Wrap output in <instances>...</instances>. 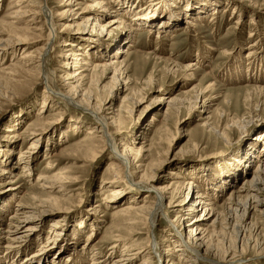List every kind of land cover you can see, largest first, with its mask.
<instances>
[{
	"label": "rangeland",
	"instance_id": "rangeland-1",
	"mask_svg": "<svg viewBox=\"0 0 264 264\" xmlns=\"http://www.w3.org/2000/svg\"><path fill=\"white\" fill-rule=\"evenodd\" d=\"M29 1L0 0V226L13 230L18 213L17 232L25 235L17 243L20 253L3 247L10 241L2 239L0 264L25 258L30 264H90L103 256L99 264H112L125 245L146 246L149 229L119 222L146 221L150 211L142 217L126 207H140L147 191L123 193L112 202L111 193L125 191L127 180L114 177L113 151L104 148L89 108L112 124L109 134L121 149L126 144L133 151L128 157L141 169L132 180L152 179L156 188L167 190L151 234L164 256L152 258L153 264H264V246H253L264 242V218L254 204L243 212L250 202L241 191L264 162V91L258 90L264 87V0H101V9L90 8L97 0H73L71 8L48 0L58 33L47 58V84L40 59L51 33ZM175 15L178 23L167 25ZM114 16L120 29L107 32ZM101 27L105 30L97 32ZM62 40L75 42L73 49L92 50L84 57L91 60L83 65L86 78L74 85L75 105L43 93L48 84L54 92H69L61 76L73 68L64 64L70 46L64 49ZM189 63L197 69L191 77L184 71ZM196 90L203 91L199 99ZM90 145L98 148L92 162L85 157L89 154H81ZM59 170L75 180L60 179L53 193L44 190L61 200L60 209L50 205L42 213L30 193L42 192L37 177ZM198 193H207L216 216L203 226L205 234L193 249L185 245L186 225L204 210L190 215L187 210ZM259 198L264 202V190ZM149 201L144 209L153 206ZM20 204L39 213L28 221L18 211ZM125 210L131 212L123 215ZM32 225V231L23 232ZM119 234L123 241L112 249L111 236ZM133 259L131 264H144L143 255Z\"/></svg>",
	"mask_w": 264,
	"mask_h": 264
},
{
	"label": "bare ground",
	"instance_id": "bare-ground-1",
	"mask_svg": "<svg viewBox=\"0 0 264 264\" xmlns=\"http://www.w3.org/2000/svg\"><path fill=\"white\" fill-rule=\"evenodd\" d=\"M60 1L63 2L62 4H65L66 3V5H69V7H70L71 4L73 5L75 3V1L73 2V0H60ZM29 4L32 7H35L37 9H39L41 11V13L45 16V19H46L47 24L49 26V31L51 33V37H50V39L48 40V42H47V44L45 46V52L44 53H41V59H40L41 67L43 69V71H42V73H43L42 74L43 75L42 76V80H43L44 83H46L47 82V76H49V75L46 76V74H47L46 73V69H47L46 68V66H47V58L51 55V53L53 51V48L55 47L56 38L54 37V35H57L56 33H58V32H56L57 30H56V26L54 24L53 14H52L51 10L48 7V0H30L29 1ZM103 5L104 4H103V2L101 0H97V1L93 2L92 6L90 8H93V9H101V8H104ZM69 11H70L71 15L74 17V19L80 18V16H77L76 13L73 14L74 9H69ZM103 11H106V9H103ZM18 12H19V10H17V12H15V15L16 16H18ZM174 17H169V21L167 22V25L175 26L178 23V20L179 19L177 18L176 15ZM94 18H95V20H97L100 17L98 15H96ZM120 21H121L120 18L114 16V18L110 19L108 25L106 26V29L108 28L106 31L108 32L109 29H110V31H112V30L113 31L114 30H119L120 27H118V26H120L119 25L120 24ZM75 22H76L75 20H72L71 19V26ZM7 24L9 26H11L13 23L12 22L11 23H8L7 22ZM236 24H240V21L236 22ZM61 30H62V28H61ZM61 30H59V31H61ZM104 30H105L104 27L103 28L101 27V28L98 29L97 32H99V33L101 32L102 33V31H104ZM96 34L98 35V33H94L93 35L96 36ZM13 37H14L13 39H15L19 43H21L23 41L22 39H19L18 38V35H15ZM62 43L63 44L61 46L64 47V49H66L67 47L70 46V49H68L67 53L64 55V58H65V63L64 64L67 67L69 66L70 68H73V72L67 73L66 75L64 74V75L61 76L63 82L65 81V83L68 84V89L70 88L69 89V92L67 94H63L60 91L54 92L52 90V88L48 84V85H45V89H44V92L43 93H44L45 97H47L49 95V97L59 98V99H61L62 101H64L65 103H67L69 105H75V101H74L73 98H75V96L77 97V94L78 93H76V90H73V89H75L74 88V85L77 84V83H79L82 79L86 78V76L84 75V73L87 70H86V68L83 65L90 64L91 63L90 62L91 60L90 61L89 60H86L84 57L86 55H88V53L91 52L92 50H91V48H89V49L87 48L86 50L85 49L84 50L83 49L76 50V48L73 49L72 48L73 46H75V47L78 48V45H76L75 42L69 43V42H67V40H62ZM116 48H117L116 51H118L119 47L117 46ZM249 50L251 51V49H249ZM249 53L250 52H248V54ZM115 55H116V53H115ZM248 58H249V56H248ZM80 62H81V64H80ZM194 67H196V64L195 63H189L186 66H184V71H185V73H186L187 76L191 77V76L194 75V72L197 70ZM21 69H23V68H21ZM39 74H41V73H39ZM212 86H213V84H210L207 87V89L211 88ZM258 88H259L258 90L260 92L262 90L264 91V87H258ZM193 89L194 88H192L191 91ZM195 94H196V98L199 99V95L200 94L202 95L203 94V91H201V90H198L197 91L196 90L195 91ZM82 104H83V102H80L79 103V105L85 107L84 104L83 105ZM86 106H87V104H86ZM88 112L97 121V123L99 124V126L101 128L100 132L103 133L102 135H103V137L105 139L104 140L105 141L104 148L105 149L108 148V149H111L113 151V159H114L116 165H112L111 170L114 171L113 172L114 173V177L117 178V179L123 178V180L124 179L127 180V181H124V182H127L126 185L128 187L125 191H124V189L123 190L120 189V190H122L121 193H116V192L111 193L110 196L112 197L111 200L113 199L112 202L119 201L120 198H122V195H124V194H126V195H131L132 194L133 195V193L136 191V189L138 191H140V190L147 191L146 195L144 196L145 201L143 202V204L141 206H143L145 203H148V202H146V200H149V199H150V201L153 200V206L151 205L152 207L150 209H148V208L144 209L145 206H143V207H141V206L140 207H135L134 204H136V203L129 204L126 207V209H129V210L132 209V211L135 214L142 213V217L144 216V214L146 213L147 210H148V212L150 211L148 217L146 216L147 218H145L146 221H142V220L136 221V220L139 219L138 218V219H135V220L133 219V221H131V220H125L123 222H119L120 225L122 224L124 227H128L130 229L136 228L138 226L139 227L137 229H139L141 227V225H143L142 227H146L147 230L149 229L148 230V232H149V238L147 239L148 242H147L146 246H143L144 244H138V243L137 244L136 243L135 244H130L129 243V245H125L124 248H123V252L120 255V257H117L116 259H114L113 262H112V264H131L133 262V260H134L133 258H137V257H139L141 255H143V257H144V261L142 263H144V264H153V259L152 258H154V259H158V258L161 259L164 256L162 252H159L160 249H161L160 244L158 242H156V240L152 237V235L154 234L152 230H154V226H155L156 220L160 216H162V214H163V211H164V201L166 200L165 193H166L167 190H166V188H164V189L163 188H159V187L156 188L157 186H155V181L152 180V179L149 180L150 183H146V181H144V180L143 181L141 180L140 182H136L135 180H132L131 177L139 174V171L141 169L139 166H136L135 164H133L131 162L130 158L128 157V155L130 156L133 151H131V149L128 146H126V144H124L122 146V149L120 148L121 146L119 147L116 144V141L109 134V126L112 125V124L111 123L109 124L108 121L106 120V118L104 116L100 115V113H98V111H96L93 108L92 109L89 108L88 109ZM88 133H91V132H88ZM94 135L95 134H93L92 136H94ZM87 139H89V138H85L82 141L83 142H87V141L89 142V140H87ZM255 141H257V138H255ZM90 144L93 145L94 142L93 141L92 142L90 141ZM92 145H90L91 147H89L87 150H85V151L83 150L84 152L81 151V154H89L88 156H85V157L88 158V159H90L91 162L95 159V156L98 153V151H97L98 148L95 147L97 149L96 150ZM140 150H142V149L140 148L139 151ZM79 153H80V151H79ZM250 162H251V160H250ZM261 163H262V165H260L257 168V171H255L254 177L251 180L246 181L245 186L246 185L247 186L246 187H243V190H241V191H244L246 193V195H247V197L249 199V202H250V204L248 202H247V204H244L245 202L243 203L244 204L243 205L244 206L243 207V212L247 210V207H248V209H250L251 208L250 206H252L254 204L253 209L256 208L257 210H259L261 217L264 218V202L262 200H260V198H259V196L261 194H263V190H264V169H263L264 162L261 161ZM249 164L250 163H247V165H249ZM159 165L157 166V168L159 167ZM5 172H3V173H5ZM60 179H63L64 181L63 180H61V181H63V182L66 181V183H70V184H72L73 181L75 180V179L71 178L70 176L66 175L61 170H59L54 176L49 177V178L47 176L45 177V176H41V175L39 177H37L36 188L42 189V192H40L39 195L34 194L35 192L34 193L32 192V193H30V197H31V200H33V203L34 204H37V203H41V204L40 205H34L32 203L30 205H34V206H37V207L39 206V209H41V212L42 213H45V209L46 208H49L50 205L51 206H55L57 209H60V207L58 205V203L61 200L60 197L58 198V197H55V196H45L44 195L45 194L44 193L45 192L44 190L51 191L49 193H53L55 191H58V189H60L59 188L60 186L56 182L60 181ZM141 179H143V178H141ZM43 180H45L47 183H43ZM114 183H117V182L115 181ZM186 184L190 188V190L193 192V190H194V183L191 180H189L188 182H186ZM206 194L207 193H205V194L204 193L203 194L202 193H198L197 196H196V198H195V200L193 201L191 207H189V209L187 210L188 211L187 212L188 215H190L189 213L193 214L195 212L204 210V212H203V214H202V216L200 218H193L186 225V229H188L187 231H188L189 237H188V241L185 243V245H187L188 247L191 246V248H192V246H195V247H193V249L194 248L195 249H198L197 248V245L199 244L198 241H200V237L205 234V230L206 229L204 230L203 226L206 225L207 222L211 221L216 216V212H215L214 208L212 207V205H214V204H213L212 201L209 202L210 200L207 201L208 200V195H206ZM236 194L238 195L239 192H236ZM187 197L188 196H186L184 198V200L181 201L176 206H179V205L181 206L182 204H184V202L186 201ZM230 197H231L229 199L230 202L231 201H234V199H233L234 198V195L233 196H230ZM150 201H149V203H150ZM172 202H170L169 207H172ZM20 207L21 208L18 211L20 212V214H23V217L25 219H27L28 221L31 220L33 218V216H35L34 214L39 213V212H37V208H33L32 206L31 207L30 206L28 207L25 204H20ZM141 208H143V209H141ZM39 209H38V211H40ZM121 209H124V208H121ZM129 210L123 211V212H125V213H123V215L124 214H129L131 212ZM0 211H1V209H0ZM17 214H16V216H17ZM120 214H122V213H120ZM16 216H14L12 218L14 220V222H15V224L13 226L14 229L12 228L13 230L4 229L3 225L0 226V242L2 241V239H7L8 241H10L11 244L10 243L9 244H5L3 247L7 248L8 250L11 249L10 251L17 250L20 253L22 251L18 249V248H20V246H17V243L20 241V238L21 237H25V235H22V234L21 235H18V232L17 231H18V229H20L19 228L20 225H21L20 222H22V220H19L18 218H16ZM118 217H119V215H118ZM135 218H137V217H135ZM23 221H25V220H23ZM1 224H2V222H1ZM26 228L27 229H25V231H23V232L28 233V231H32L34 229L33 228V225H32V227L31 226H28ZM117 228H119L118 225H117L116 229ZM120 236H121L120 234H119V236H117V235H112L111 236L112 241H116L114 243V245H113L114 247L112 249L118 247V244H120L123 241V239H121ZM201 241H203V240H201ZM163 242L166 243L167 242V239L163 240ZM196 242L198 244H196ZM253 246L256 249L262 248L264 246V242L261 243V242H259V241L256 240L255 241V244ZM43 247L44 246H41V249ZM262 250L260 252H263L264 251V250L263 251ZM166 251H167V255L168 256H170V254H172V250H169L168 249ZM134 252H136V253H134ZM135 255H138V256L135 257ZM104 257H106V256L99 257V258L97 257V258L93 259L90 264L103 263ZM19 261L21 263H19ZM19 261L17 259V263L18 264H24V263L25 264H30L31 263V262H29V260L27 258H25L23 261H21V260H19ZM38 261H40V259H38ZM171 261H169V263ZM15 263H16V260H15Z\"/></svg>",
	"mask_w": 264,
	"mask_h": 264
}]
</instances>
